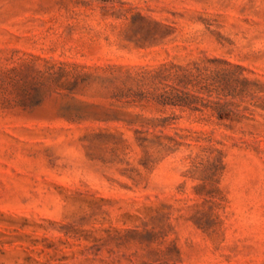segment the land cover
Returning a JSON list of instances; mask_svg holds the SVG:
<instances>
[{"label": "rangeland", "instance_id": "374dc122", "mask_svg": "<svg viewBox=\"0 0 264 264\" xmlns=\"http://www.w3.org/2000/svg\"><path fill=\"white\" fill-rule=\"evenodd\" d=\"M0 264H264V0H0Z\"/></svg>", "mask_w": 264, "mask_h": 264}]
</instances>
